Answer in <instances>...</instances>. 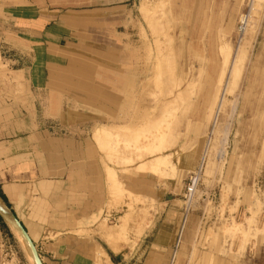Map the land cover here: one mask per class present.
<instances>
[{
  "label": "rangeland",
  "instance_id": "obj_1",
  "mask_svg": "<svg viewBox=\"0 0 264 264\" xmlns=\"http://www.w3.org/2000/svg\"><path fill=\"white\" fill-rule=\"evenodd\" d=\"M5 5L9 36L20 30L25 37L22 25L39 17L61 21L69 29L60 45L91 56L98 44L77 22L87 16L90 30L116 28L132 64L110 117L75 109L64 128L48 124L50 132L90 136L106 180V215L67 240L77 236L85 254L115 255L121 264H264V0H0ZM103 126L106 133L94 137ZM199 168L184 203L187 179ZM3 204L23 218L20 201ZM150 227L156 245L144 238ZM0 233V264H32L1 215ZM44 235L35 239L41 256L54 241L52 232Z\"/></svg>",
  "mask_w": 264,
  "mask_h": 264
},
{
  "label": "crops",
  "instance_id": "obj_2",
  "mask_svg": "<svg viewBox=\"0 0 264 264\" xmlns=\"http://www.w3.org/2000/svg\"><path fill=\"white\" fill-rule=\"evenodd\" d=\"M19 6L18 14L24 15L27 5ZM0 10L5 19L0 22V201L23 204V218L15 216L35 247L36 238L53 233L46 256L39 255L43 264H121L115 255L113 260L105 253L106 259L98 260L96 253L85 254L75 247L77 236L67 240V233L106 215V180L90 136L50 132L48 124L64 128L75 109L109 117L118 110L132 65L124 37L116 28L108 35L90 30L92 18L79 16L85 36L93 37L99 49L83 56L69 43L60 45L66 23L39 22V17L36 24L22 25L25 37L20 30L9 36V5ZM154 228L144 234L152 237L150 245L158 239Z\"/></svg>",
  "mask_w": 264,
  "mask_h": 264
},
{
  "label": "bare ground",
  "instance_id": "obj_3",
  "mask_svg": "<svg viewBox=\"0 0 264 264\" xmlns=\"http://www.w3.org/2000/svg\"><path fill=\"white\" fill-rule=\"evenodd\" d=\"M253 1V0H252ZM154 7V6H153ZM141 8H143V7H141ZM146 10V9H145ZM145 12V11H144ZM148 12V11H147ZM146 15V14H145ZM148 19V18H147ZM148 21V20H147ZM152 24H153V22H151ZM147 46V45H146ZM148 49V48H147ZM226 56H227V54H226ZM232 56H234V55H232ZM232 63L231 64H228L229 65V73H228V76L230 77V75H233V73L235 72V61H231ZM160 67V66H159ZM155 68V67H154ZM156 69V68H155ZM154 69V70H155ZM161 69V68H160ZM160 69H159V72H160ZM228 70V69H227ZM156 71V70H155ZM161 73V72H160ZM163 73V72H162ZM236 73V72H235ZM165 74V73H164ZM155 75V74H154ZM158 75V74H157ZM161 75V74H160ZM167 75V74H166ZM152 77H153V75H152ZM228 77V78H229ZM173 78V77H172ZM172 78H171V80H172ZM176 78V77H175ZM155 79V78H154ZM220 79V78H219ZM156 80V79H155ZM154 81V80H153ZM174 81V80H173ZM160 82V81H159ZM169 83V82H168ZM180 83V82H179ZM155 85H153V86H156V81H155V83H154ZM162 84V83H161ZM177 84V83H176ZM166 85V84H165ZM168 85V84H167ZM158 86H160V83L158 84ZM162 86L163 85H161V87H160V89L162 88ZM158 88V87H157ZM164 88V87H163ZM183 89V88H182ZM163 90V89H162ZM161 90V94H163V92H166V91H162ZM231 90V89H230ZM229 90V91H230ZM160 91V90H159ZM182 91H180V93H181ZM187 92V91H186ZM185 92V93H186ZM160 93V92H159ZM179 93V92H178ZM184 93V94H185ZM161 94H159L160 96H161ZM165 94V93H164ZM167 95V94H166ZM180 95V94H179ZM181 95H182V93H181ZM180 95V96H181ZM163 96V95H162ZM176 96L177 95H175V97H173V98H176ZM155 98V97H154ZM178 100H174V103L176 102V103H178L177 102ZM171 102V101H170ZM172 102H173V100H172ZM182 102V101H181ZM158 102H156V104H157ZM161 103V102H160ZM175 103V104H176ZM180 104V103H179ZM179 104H176V106H179ZM162 105H164L163 104V102H162V104L158 107V109L160 110V111H162ZM166 106H167V104H165ZM147 107V106H146ZM165 107V106H164ZM163 107V108H164ZM166 108V107H165ZM171 108L173 109V107L171 106ZM170 108V109H171ZM174 109H176V108H174ZM152 110H153V108H152ZM154 110H156V113L158 112V110L154 107ZM142 111V110H141ZM145 111H147V110H145ZM155 113V112H154ZM164 113V112H163ZM173 113V112H172ZM144 114V113H143ZM153 115V114H152ZM151 115V118H154V119H156V117H157V115H156V117H155V115H153L152 116ZM141 117V116H140ZM140 117H139V120H140ZM158 118V117H157ZM150 119V118H149ZM159 119V118H158ZM156 120H154V122H155ZM159 121H160V119H159ZM158 121V122H159ZM151 122L153 123V120H151ZM150 123V122H149ZM99 125V124H98ZM152 125V124H151ZM148 127V126H147ZM125 128V127H124ZM149 128V127H148ZM154 128H155V125H154ZM106 129L107 128H105V126H103V127H101V128H96L95 129V131L93 132V135H94V137H101V136H103L105 133H106ZM142 129V128H141ZM108 130V129H107ZM110 130H111V128H110ZM143 130V129H142ZM119 131V130H118ZM109 133H110V131H109ZM111 133H112V131H111ZM114 134V133H113ZM151 134V133H150ZM128 136V135H127ZM100 139V138H99ZM101 143V142H100ZM99 159V158H98ZM104 173V172H103ZM110 180V179H109ZM109 182V181H108ZM106 183V182H105ZM0 213H1V215L4 217V219L6 220V222L8 223V225H9V227H10V229L12 230V232L14 233V235L17 237V239H18V241H19V243H20V245L23 247V249L24 250H26V252L28 253V255H29V257H30V260H31V262H32V264H35V261H34V258H33V255H32V252H31V250H30V248L27 246V243L25 242V240H24V238L21 236V234H20V232H19V230L17 229V227H16V225H15V223H14V221H13V219H12V217H11V215H10V213L8 212V210H7V208L4 206V204L0 201ZM121 223V222H120ZM121 225V224H120ZM122 226V225H121ZM124 226V225H123ZM101 230H103V229H101ZM106 231V230H105ZM104 231V232H105ZM106 234V236H111L112 235V237H114V235H116V232L114 231V232H111V231H107V232H105ZM104 234V233H103ZM98 235V234H97ZM109 238H111V237H109ZM110 240V239H109ZM112 243V242H111ZM112 248H113V246H112ZM115 251H116V249H115Z\"/></svg>",
  "mask_w": 264,
  "mask_h": 264
},
{
  "label": "water",
  "instance_id": "obj_4",
  "mask_svg": "<svg viewBox=\"0 0 264 264\" xmlns=\"http://www.w3.org/2000/svg\"><path fill=\"white\" fill-rule=\"evenodd\" d=\"M8 210V209H7ZM8 212L10 213L17 229L19 230L21 236L24 238L25 242L27 243V246L30 248L35 264H43L41 259L39 258V255L37 253L36 247L34 245V243L32 242V240L30 239L27 231L25 230V228L23 227V225L20 223V221L17 219V217L10 211L8 210Z\"/></svg>",
  "mask_w": 264,
  "mask_h": 264
},
{
  "label": "built area",
  "instance_id": "obj_5",
  "mask_svg": "<svg viewBox=\"0 0 264 264\" xmlns=\"http://www.w3.org/2000/svg\"><path fill=\"white\" fill-rule=\"evenodd\" d=\"M199 172L200 168L198 171L193 172L187 179V184L185 187V193H184V203L190 204L192 201V197L194 195V192L196 191V186L199 181Z\"/></svg>",
  "mask_w": 264,
  "mask_h": 264
}]
</instances>
